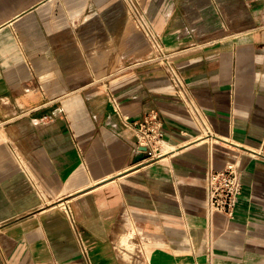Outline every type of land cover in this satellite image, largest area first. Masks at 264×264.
<instances>
[{"label":"crops","instance_id":"1","mask_svg":"<svg viewBox=\"0 0 264 264\" xmlns=\"http://www.w3.org/2000/svg\"><path fill=\"white\" fill-rule=\"evenodd\" d=\"M139 1L199 116L135 66L150 46L123 0H0V264H264V0ZM111 96L157 114L163 157ZM226 161L242 189L208 242Z\"/></svg>","mask_w":264,"mask_h":264},{"label":"built area","instance_id":"2","mask_svg":"<svg viewBox=\"0 0 264 264\" xmlns=\"http://www.w3.org/2000/svg\"><path fill=\"white\" fill-rule=\"evenodd\" d=\"M126 4L128 14L134 26L142 32L150 46V53L142 60L135 63V66L150 63H159L163 66L170 82L175 88L178 97L187 105L192 114L199 116L197 108L188 98L185 92V86L181 80L171 59V53L164 50L159 41L157 33L149 22L146 13L139 0H123ZM114 103L116 112L120 115L126 125L133 127L135 131V148H143L149 158L156 159L163 157L167 153L164 147L161 123L156 113L152 116L138 121H130L128 116L119 112L118 104ZM203 135L205 137L210 131L203 125ZM182 136H188L182 133ZM195 136L194 138H199ZM206 202L207 228L206 239L210 242L211 221L215 214H222L232 218L238 205V198L242 189L241 172L237 161H226L221 168L210 167L206 174Z\"/></svg>","mask_w":264,"mask_h":264}]
</instances>
